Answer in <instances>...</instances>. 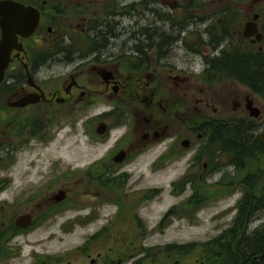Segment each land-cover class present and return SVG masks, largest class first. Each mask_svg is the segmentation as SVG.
I'll use <instances>...</instances> for the list:
<instances>
[{"label": "flooded vegetation", "instance_id": "flooded-vegetation-1", "mask_svg": "<svg viewBox=\"0 0 264 264\" xmlns=\"http://www.w3.org/2000/svg\"><path fill=\"white\" fill-rule=\"evenodd\" d=\"M13 1L39 12L34 32L18 35L22 50L11 51L0 83L7 81V97L2 94L0 100L10 112L7 126L15 144L22 142V129L26 143L45 141L49 125L57 127L61 117H68L83 118L89 138L111 149L82 176L66 177L58 189L46 191L33 209L26 204L16 216L29 213V225H17L16 217L1 213L0 264H79L61 252L40 253L34 244L27 256L21 237L46 221L47 213L88 205L98 212L102 201L117 207L120 223L105 224L92 235L103 237L104 249L95 258L87 255L90 264H119L127 258L140 264L142 257L128 248L143 247L148 234L140 214L163 198L166 186L142 182L133 167L159 145L162 153L152 172L185 161L191 147L195 154L167 184L174 201L157 229L163 232L181 220L199 225L202 208L222 205L208 217L216 233L199 243L196 263L264 264V176L249 178L247 187L228 174L211 180L208 163L198 159L208 133L218 138L219 132L236 135L239 130L250 142L264 143V0ZM53 67L66 72L39 79L41 70ZM33 93L39 100L10 104ZM227 167L233 173V165ZM59 190L64 196L56 201ZM81 197L96 200L77 204ZM17 203L0 199V211ZM112 226L113 245L105 247L111 245ZM115 247L123 248L116 260L111 257ZM177 263L169 259L166 264Z\"/></svg>", "mask_w": 264, "mask_h": 264}, {"label": "rangeland", "instance_id": "rangeland-1", "mask_svg": "<svg viewBox=\"0 0 264 264\" xmlns=\"http://www.w3.org/2000/svg\"><path fill=\"white\" fill-rule=\"evenodd\" d=\"M65 72L66 70L61 67H53L52 69L41 70L38 77L42 79L50 74L62 76ZM3 83L6 85L7 81L5 80ZM0 95L4 98L7 97L6 89L2 86L0 87ZM0 101V106H4L0 112V142L11 143L13 145L9 147L16 148L0 151V179L9 181L1 191L0 199H4L9 203L20 201V203L14 204L12 208L0 211V215L2 213L6 219L13 220L19 212L22 213L26 204L28 209H33L34 204L42 199L46 191L58 189L66 177L73 176V181L75 178L82 176L86 173L88 167L97 164L104 158L106 159L108 151L111 149L108 143H95L89 138L84 130L89 127V124L85 126L83 118L71 120L68 117H61L58 120L57 127L56 123L49 125L50 131L45 141L40 143L31 140L30 143L27 142L23 146L18 145L19 143L15 144V139L9 134V127L7 126V118L10 112L7 111L4 99ZM102 105H99V107ZM161 149L162 145H159L144 152L143 155L137 158L140 163L133 167V175L135 177L140 176L142 182H155L158 185H165L166 189L163 191L161 200H153L147 205L146 210L140 214V217L147 224L146 231L148 234L146 240L143 241V247L128 249L132 254L135 250L139 254L138 257H142L140 264H152V258H155V264H166L169 259L170 261L177 259V264H197L195 260L200 254L199 243L216 233L212 231L213 223L208 217L221 208L222 205L213 207L212 211L208 210V207L202 208L198 212L202 220L199 225H190L186 220L175 221L163 232H160L156 227L157 222L165 209L174 201L168 196L167 184L176 176L182 174L186 168L189 154L192 156L195 154L193 147H191L188 153L185 154V161L176 160L174 162L178 163L174 165L165 163L157 172H152L151 165L156 162L157 157L162 153ZM206 154L204 153L202 161L207 162ZM231 168L224 166L220 170H210L209 174L213 176L211 180L230 172ZM31 196L36 198L30 199ZM95 200L94 197H81L76 202L77 204H89ZM19 204L20 206L16 207ZM94 207L88 205L86 208H72L55 215H49L39 227L21 237L25 243L22 252L30 255V246L34 244L33 248L40 253L42 251L49 254L61 252L63 256L78 260L73 261L74 263L90 264L87 255L95 258L96 253L104 249L102 245L104 242L103 237L95 238L92 235L105 224L109 227L112 223H120L117 219V207L113 203L102 201L98 212ZM83 220L86 222L82 223ZM70 225L71 228H69ZM109 233L111 234L109 239L111 245H107V242L105 247L113 245L114 236L116 235L113 226L109 229ZM167 242H174L179 246L187 243L196 244L195 247L187 249L188 251L183 250V248H176V246L175 248L171 246L170 250H165L162 245ZM147 248H150L149 251H145ZM113 249L111 257L116 260L123 248L117 250L115 247ZM146 256L147 259H145ZM131 263L132 259L127 258L119 264Z\"/></svg>", "mask_w": 264, "mask_h": 264}, {"label": "trees", "instance_id": "trees-1", "mask_svg": "<svg viewBox=\"0 0 264 264\" xmlns=\"http://www.w3.org/2000/svg\"><path fill=\"white\" fill-rule=\"evenodd\" d=\"M247 73H250V72L247 71ZM2 87L6 89L7 85L3 83ZM238 128H240V125H238ZM23 132L24 130L22 129L20 133L18 134L20 135L22 139V142L19 143L18 145L21 144L22 146L23 144L26 143L24 141L25 134ZM210 133H211V130H210ZM241 134L242 133L239 130H237L236 135H234L231 132L229 134H226L224 132L223 133L219 132V137L215 138L213 137V135L211 136L208 133L207 143L204 146H201L200 151L202 153L199 154L198 159L202 160L204 153H207L206 158H207V163L209 164V171L210 170L216 171V170H220L224 166L233 165L234 167L233 173H225V174L231 175L234 178H236L240 186L247 187L250 184L249 181L251 178L259 179L260 177L264 176V143H259L258 141L250 142L247 139V137L243 138ZM238 136H240V138ZM12 145L13 144L11 143L7 144V143L0 142V151L3 149L11 148L9 146H12ZM11 149H16V148H11ZM162 158H164V156L161 157L159 160H161ZM223 158L224 160L222 161ZM8 159H10V157H8ZM219 161L222 164H220ZM8 183L9 181L0 179V191H2ZM50 214L51 213L45 214L42 220H46ZM84 222L86 221L83 220L82 223ZM69 228H71V225L69 226ZM195 244L196 243H187L185 245L179 246L174 243L172 247L175 248L176 246V248H183V250L184 249L187 250V249L192 248ZM172 247L166 245L164 246V249L170 250V248ZM149 249L150 248H147L145 249V251H149Z\"/></svg>", "mask_w": 264, "mask_h": 264}, {"label": "water", "instance_id": "water-1", "mask_svg": "<svg viewBox=\"0 0 264 264\" xmlns=\"http://www.w3.org/2000/svg\"><path fill=\"white\" fill-rule=\"evenodd\" d=\"M39 22V12L33 6H24L13 0H0V83L5 78V72L10 62V54L13 49L22 50V44L18 41V35L30 36ZM246 26H250L248 23ZM38 94H27L24 97L10 103L14 106H25L39 100ZM102 126L100 124L99 128ZM64 196V191L59 190L54 199L59 201ZM32 216L24 213L16 216L15 223L27 226L31 223Z\"/></svg>", "mask_w": 264, "mask_h": 264}]
</instances>
